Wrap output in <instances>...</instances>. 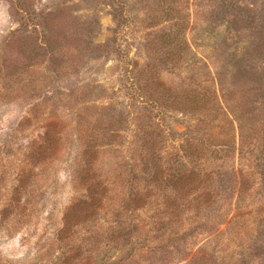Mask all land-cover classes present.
<instances>
[{"label": "rangeland", "instance_id": "374dc122", "mask_svg": "<svg viewBox=\"0 0 264 264\" xmlns=\"http://www.w3.org/2000/svg\"><path fill=\"white\" fill-rule=\"evenodd\" d=\"M140 71L212 107L148 114ZM240 116L264 148V0H0V264H264V151L258 169L228 160L241 198H206L158 182L136 147L155 118L189 173L184 135L227 142Z\"/></svg>", "mask_w": 264, "mask_h": 264}, {"label": "trees", "instance_id": "16d2710c", "mask_svg": "<svg viewBox=\"0 0 264 264\" xmlns=\"http://www.w3.org/2000/svg\"><path fill=\"white\" fill-rule=\"evenodd\" d=\"M176 25V24H175ZM151 66H147L146 69L149 71ZM136 71V70H135ZM135 71H132L133 73ZM145 71L137 73V77L141 76L142 79L140 83H136L133 85L135 88V92L138 93V96L141 100L147 97L149 100L147 102V106L144 109H147L146 112L151 114L152 111L157 114H163V112L167 111H178L185 115H192L194 117L201 118L206 115V111H209V107H212L211 96L202 92H188L187 94H178L177 92H173L168 88L162 86L161 82L152 80L150 76V72ZM143 74V75H142ZM136 80L138 78H135ZM142 83V87L140 85ZM140 90H137V87ZM224 88V87H222ZM246 93H243L244 97ZM219 103L217 104L219 107L218 112L230 116L228 112V108L224 106V102H222L218 97L214 98ZM157 111V112H156ZM154 117L153 115H151ZM243 116H240L237 119H234L233 122L238 124V128L234 127V134L230 140L222 141L221 144H218L214 140V137L211 138H192V135L185 134L184 143L180 145V150L183 152V155L176 156L178 158V163L182 166H185V162L180 160V157L183 156L184 159L189 161V165L192 167V171L189 173H183L180 169H177L175 161L171 162L170 153L168 151V141L167 133L158 126L155 122V118H153L152 124L154 130L157 132L155 134L149 133L148 131H144L143 137H150L153 139H142V136L139 138L140 144H136L137 150H140V155L142 161L145 162L147 169H152V171L156 174V180L158 182H162L164 184H168L171 186L174 191H186L188 182L195 183H206L208 185L207 190L209 191L204 195L206 198L213 197L216 195L220 197V194H225L230 192V194L235 195L237 198H241V195L247 191L245 176L239 175L237 172L236 166H233L235 171L229 170L232 166L231 162L228 160L234 159L238 156V158L245 159L247 155L253 156V159H256V164L254 165L256 169L259 168V154L264 151V148L257 147V142H262L259 135L255 134L257 131L252 127L248 134L246 135V130H244V124H240L238 120L242 119ZM215 120H213L214 122ZM158 128V130H157ZM50 130L47 132V135H50ZM255 134V135H254ZM257 135V136H256ZM47 138H49L47 136ZM42 139L41 142H35L32 145L34 160L37 157H43L48 152H54L56 149L57 143L55 139ZM157 147V149H156ZM163 147V148H161ZM257 147V154H255L254 150H250V148ZM98 146L94 143L89 142L87 144L85 152L89 155L94 150L98 151ZM156 149L157 151L153 150ZM89 158V157H88ZM204 159V160H203ZM148 160V161H147ZM250 159H247V161ZM210 171L208 170H198V168H202L203 165H212ZM249 165H253V161L250 160ZM218 166V169L213 170L215 166ZM251 168V167H250ZM204 171V172H203ZM244 170H242L243 172ZM237 172V173H236ZM234 174V180H236L235 186H231L230 180L232 179V175ZM255 174V173H254ZM217 191H212V186ZM233 191V192H231ZM196 208L202 211L203 206L201 204L195 206ZM198 211V209H194ZM258 217H263L264 212H257Z\"/></svg>", "mask_w": 264, "mask_h": 264}]
</instances>
